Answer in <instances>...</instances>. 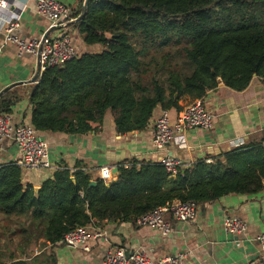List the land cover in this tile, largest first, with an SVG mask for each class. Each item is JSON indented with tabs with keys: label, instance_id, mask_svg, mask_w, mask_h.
Segmentation results:
<instances>
[{
	"label": "trees",
	"instance_id": "obj_1",
	"mask_svg": "<svg viewBox=\"0 0 264 264\" xmlns=\"http://www.w3.org/2000/svg\"><path fill=\"white\" fill-rule=\"evenodd\" d=\"M75 16L84 45L102 51L44 69L27 87L29 125L39 134L96 132L107 113L118 136L141 132L155 109L179 112L183 97L200 100L221 85L242 92L253 77L264 80V0H89ZM182 44L192 72L170 69L167 87L156 78L144 85L149 49ZM19 99L16 90L5 93L0 114H12ZM207 161L171 178L160 164L133 160L118 168L116 181L99 179L94 187L85 171L59 168L38 191L23 185L15 163L1 165L0 213L46 220L42 235L55 245L78 227L135 223L174 201L201 205L264 190V144Z\"/></svg>",
	"mask_w": 264,
	"mask_h": 264
},
{
	"label": "crops",
	"instance_id": "obj_2",
	"mask_svg": "<svg viewBox=\"0 0 264 264\" xmlns=\"http://www.w3.org/2000/svg\"><path fill=\"white\" fill-rule=\"evenodd\" d=\"M54 1L77 13L85 0ZM8 2L20 12L19 28L15 34L21 40L39 39L50 29L49 23L35 13L32 0L27 3L23 0ZM61 34L68 35L66 32L54 33L51 38ZM76 34L78 32L75 29ZM71 39L81 55L82 49H85L82 43L76 36ZM0 46L3 47L0 55L1 92L13 84L29 81L36 72L37 61L27 54L18 55L14 46L4 42L2 34ZM28 86L31 85L23 84L11 89L16 90L20 96L11 114L15 126L29 124L31 111ZM200 101L212 116V127L209 131L196 129L186 132L187 149L184 150L172 144L163 152L155 150L152 133L155 120L162 110L160 108L155 109L147 129L141 132L118 136L113 117L107 113L96 132L84 135L38 133V136L48 144V159L55 169H80L93 182L100 179V169L109 168L112 173L114 168L122 165L127 167L133 160L159 164L163 157L172 156L181 161L180 170H184L198 161H211L242 146L264 144V80L253 77L242 92L221 85L208 91ZM192 102L188 97L181 98L178 103L180 111ZM168 112L171 120L178 113L174 110ZM18 158L15 144L6 140L0 152V166L14 163ZM22 174L23 185H30L36 190L52 177L53 171H23ZM118 176L119 173L114 175L112 182ZM224 217L241 219L246 224V232L241 235L226 234L222 224ZM263 218L264 190L257 195H229L211 203L197 205L195 218L190 222L178 223L167 216L165 221L170 227L167 236H163L158 229L138 227L132 222L114 224L104 221L92 224L91 227L102 231L105 236L90 241L87 252L67 248L61 243L52 245L43 235L26 243L19 233L3 231L0 224V264H102L106 253L114 248H122L129 253L144 252L153 260L182 256L181 264L260 262L264 257L257 238L264 233ZM24 225L27 227L28 223L21 224L19 229H24ZM15 227L18 228L17 225ZM10 243L13 246L7 248L6 244Z\"/></svg>",
	"mask_w": 264,
	"mask_h": 264
},
{
	"label": "built area",
	"instance_id": "obj_3",
	"mask_svg": "<svg viewBox=\"0 0 264 264\" xmlns=\"http://www.w3.org/2000/svg\"><path fill=\"white\" fill-rule=\"evenodd\" d=\"M23 1L26 2V0ZM32 1L35 13L49 23L50 29L39 39L21 40L15 34L19 28L20 12L12 8L8 0H4L5 7H0V34H2L4 42L14 46L18 55L27 54L36 58V61L38 60L41 64V71L63 66L77 58L79 54L69 35L61 34L55 38H51V36L56 32H62L68 27V24L72 25L79 17L75 16V13L69 8L54 0ZM57 27L61 29L48 35L53 28ZM2 53L3 47L0 46V55ZM211 127L212 116L205 110L200 100L185 106L177 113L174 120H171L168 110H161L154 123L152 144L159 152L165 151L171 144L184 150L187 149L186 132L196 129L209 131ZM6 140L15 144L19 158L14 163L22 171L54 172L58 169H55L48 159V144L39 138L38 133L29 124L15 126L12 123L11 114H0V152ZM159 164L172 176L177 175L182 166L181 161L172 156L163 157ZM99 177L100 180L108 184L113 181V175L109 168L100 169ZM196 207L197 204L193 202L174 201L142 215L135 220V224L142 228L158 229L163 236H167L170 233V227L165 218L169 216L178 223L190 222L195 218ZM222 224L225 233L232 235L244 234L247 228L246 224L237 217H224ZM104 236L102 231L91 226L78 227L67 233L60 243L67 248L81 249L87 252L90 241ZM257 242L264 257V233L257 238ZM182 259V256H168L153 260L144 252H130L127 256L124 249L114 248L106 253L102 264H181ZM248 264H264V260Z\"/></svg>",
	"mask_w": 264,
	"mask_h": 264
},
{
	"label": "rangeland",
	"instance_id": "obj_4",
	"mask_svg": "<svg viewBox=\"0 0 264 264\" xmlns=\"http://www.w3.org/2000/svg\"><path fill=\"white\" fill-rule=\"evenodd\" d=\"M62 32H66L70 37L76 36L77 39L82 43L83 48L82 54H98L102 51V48L100 47H90L86 46L83 43L82 37L78 34L74 35L75 28L71 25L66 27ZM58 33V32H56ZM131 37V36H130ZM130 42L133 44V39L131 37ZM136 43V41H135ZM138 44L139 41L137 42ZM184 47V44L181 46H170L167 48H160L158 46H154L150 48L148 51L147 56L145 59H143L144 64V70L145 74L142 77V83L146 86H148L149 81L151 78H156L159 80L162 84L166 85V78H167V71L170 69H176L180 72L182 76H187L192 72V67L188 64L186 61L182 49ZM0 224L3 231H16L20 234V237L25 238L24 242L31 241L32 238L37 239L38 236L41 237L42 233L45 230L46 226V220H35L30 217V214H14V215H5L3 213H0ZM23 221V222H22ZM28 223V226L24 229H19L21 224ZM30 223V224H29ZM11 225L13 228H9V225ZM15 225L18 226V228L15 227ZM16 228V229H15ZM1 234V233H0ZM39 239V238H38ZM14 239H12L13 241ZM10 244H6V247L13 246ZM5 263V262H4Z\"/></svg>",
	"mask_w": 264,
	"mask_h": 264
},
{
	"label": "water",
	"instance_id": "obj_5",
	"mask_svg": "<svg viewBox=\"0 0 264 264\" xmlns=\"http://www.w3.org/2000/svg\"><path fill=\"white\" fill-rule=\"evenodd\" d=\"M89 0H85L84 2V6L86 7L87 3H88ZM71 24H68L67 26H70ZM61 28H53L49 33H52L53 31H58L60 30ZM40 76H41V64L40 62L37 60V68H36V72L34 74V76L27 82H20V83H16V84H13L11 86H8L7 88L3 89L1 92H0V98L5 94L7 93L8 91H10L13 87H16V86H19V85H26V84H30V85H36L38 82H39V79H40ZM118 173V168H114L112 170V175H116ZM96 185V182H93L91 181L90 182V187H94ZM39 188H37L35 191H38ZM126 255L128 256L129 255V252L126 251Z\"/></svg>",
	"mask_w": 264,
	"mask_h": 264
},
{
	"label": "clouds",
	"instance_id": "obj_6",
	"mask_svg": "<svg viewBox=\"0 0 264 264\" xmlns=\"http://www.w3.org/2000/svg\"><path fill=\"white\" fill-rule=\"evenodd\" d=\"M0 7H5L4 0H0Z\"/></svg>",
	"mask_w": 264,
	"mask_h": 264
}]
</instances>
